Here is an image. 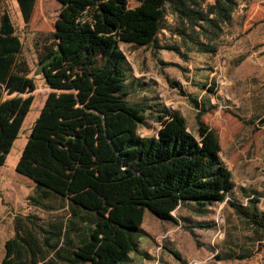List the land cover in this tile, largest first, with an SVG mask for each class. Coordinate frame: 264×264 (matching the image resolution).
Masks as SVG:
<instances>
[{
    "label": "trees",
    "instance_id": "trees-1",
    "mask_svg": "<svg viewBox=\"0 0 264 264\" xmlns=\"http://www.w3.org/2000/svg\"><path fill=\"white\" fill-rule=\"evenodd\" d=\"M56 1L52 30L33 40V46L38 72L49 86L62 90L45 98L16 162L17 170L33 178L25 201L35 207L15 213L0 264H140L132 256L151 258L139 247L141 238L149 236L141 227L149 205L190 203L193 213H203L226 201L264 235L260 193L246 192L245 202L226 197L234 187L231 173L221 159L215 130L201 119L215 105L190 99L192 132L180 112L160 98L129 102L126 93L138 83L133 88L128 81L130 69L120 48H157L168 12L171 35L196 52L212 54L241 0H134L133 6L126 0ZM242 1L247 8L250 0ZM15 2L26 22L34 0ZM31 79L20 41L1 11L0 88L25 89ZM26 104V99L16 101L9 113L13 118H0V164L19 128L15 115ZM48 110L51 118L44 117ZM55 120L50 143L43 128ZM145 120L158 125L154 134L138 133ZM166 249L181 260L177 251ZM224 256L243 259L248 254Z\"/></svg>",
    "mask_w": 264,
    "mask_h": 264
},
{
    "label": "rangeland",
    "instance_id": "rangeland-1",
    "mask_svg": "<svg viewBox=\"0 0 264 264\" xmlns=\"http://www.w3.org/2000/svg\"><path fill=\"white\" fill-rule=\"evenodd\" d=\"M126 1L128 6L135 4L134 0ZM244 5L241 0L232 12V19L216 39V51L212 54L196 52L171 35L167 28L173 23V17L168 12L164 28L157 34V48L129 44H120V48L130 69L128 81H133V88L134 81L139 84L135 90L130 85L126 93L129 102L160 98L169 108H179L187 129L194 132L195 110L190 99L195 98L198 104L204 95L209 97L215 106L203 113L201 119L215 130L221 159L231 173L234 187L226 197L245 202L246 192L255 190L261 195L257 205L264 211V0H250L247 8ZM58 7L56 0H34L31 15L25 22L15 0H0V12H6L9 17L21 44L28 76L32 78L25 89L0 88V118L11 120L12 104L21 99H26L27 103L25 110L15 115L19 128L15 130L11 144L20 134L29 135L47 95L62 90L49 86L38 72L33 46V40L52 30ZM168 45H175L176 49L166 48ZM63 90L73 92L72 88ZM52 112L48 110L44 117L51 118ZM60 112L64 114V111ZM23 124V129L28 127L26 132L20 129ZM55 125L56 120L43 128L50 143L55 139L52 130ZM156 126L151 120H145L138 126V133L152 135ZM11 144L0 164L1 202L3 192H13L7 187L9 180L22 188L33 181L29 174L17 170L16 163L12 164L17 146ZM13 173L14 178L11 177ZM146 207L141 227L149 236L141 238L139 247L151 258L140 259L130 253L135 263L264 264L263 233L234 214L226 201L210 205L203 213H193L195 206L190 203L169 208ZM157 209L168 216H157L152 211ZM166 248L177 251L184 262L175 259ZM243 253L248 256L224 258L226 254Z\"/></svg>",
    "mask_w": 264,
    "mask_h": 264
},
{
    "label": "crops",
    "instance_id": "crops-1",
    "mask_svg": "<svg viewBox=\"0 0 264 264\" xmlns=\"http://www.w3.org/2000/svg\"><path fill=\"white\" fill-rule=\"evenodd\" d=\"M58 91H60V90H58ZM201 101H203L205 103L214 104V103L210 102L209 97L206 95H204L202 97ZM37 109H38V107H37ZM174 109L179 111L180 114L184 117L182 111L179 108L175 107ZM193 115H194V113H193ZM194 122H195V120H194ZM153 123H155V122H153ZM24 126H25V124H23V126L20 129L23 130V132H24V130L26 132V129L28 127L26 126L25 129H23ZM157 127H158V125L156 126V129H157ZM194 127H195V124H194ZM25 141H26V137L24 135L20 134V136L15 138V140L12 142V144H11L12 147L15 145L17 146L16 152L13 153L14 154L13 157L15 158V160L12 161L13 165L16 163L15 161L18 159V156L21 152V149L23 148V146L25 144ZM11 177L14 178L15 173H13L11 175ZM33 183H34V181H31L30 183L27 184V186L22 188L21 186L19 187L15 181L12 182L11 180H9L7 182V187L12 188L13 192H10V190H9V191H5L1 194V196L3 197V202L0 201V259L3 256V251H4L3 250V242L6 238H8L12 235V230H13L12 229V219H13L15 213L16 212L25 213V211H27V209L29 207H35L32 205H28L25 201V197L30 192ZM175 222H177V221L175 220ZM83 264H88V263H83Z\"/></svg>",
    "mask_w": 264,
    "mask_h": 264
}]
</instances>
